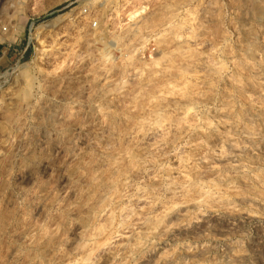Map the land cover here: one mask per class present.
Listing matches in <instances>:
<instances>
[{"label": "rangeland", "instance_id": "rangeland-1", "mask_svg": "<svg viewBox=\"0 0 264 264\" xmlns=\"http://www.w3.org/2000/svg\"><path fill=\"white\" fill-rule=\"evenodd\" d=\"M0 50V264H264V0H0Z\"/></svg>", "mask_w": 264, "mask_h": 264}, {"label": "bare ground", "instance_id": "bare-ground-1", "mask_svg": "<svg viewBox=\"0 0 264 264\" xmlns=\"http://www.w3.org/2000/svg\"><path fill=\"white\" fill-rule=\"evenodd\" d=\"M156 129H157V128H156ZM161 129H162V128H161ZM152 131H153V130H152ZM158 132H159V131H158ZM155 134H156V133H155ZM154 136H155V135H154ZM155 137H156V136H155ZM146 138H147V137H146ZM152 138H153V137H152ZM148 139H149V138H148ZM154 140H155V139H154ZM154 140H153V141H154ZM149 142H150V141H149ZM149 142H148V144H150ZM151 142H152V141H151ZM151 146H152V145H151ZM159 149H160V148H159ZM157 151H158V150H157ZM137 195H138V194H137ZM137 195H136V196H137ZM144 195H145V194H144ZM136 196H135V197H136ZM139 196H140V195H139ZM139 196H138L137 198L131 200L130 203H131V204H134V205L137 206L138 203H145V202L148 201V200L146 199V198H147L146 195H145V199H146V200H145V199L142 200L141 197H143V195H141L140 198H139ZM148 198H149V196H148ZM132 201H133V203H132ZM130 203H129V204H130ZM127 204H128V203H127ZM129 206H131V205H129ZM142 206H143V205H142ZM134 222H135V221H134ZM119 233H120V232H119ZM121 235H122V232H121ZM124 237H125V236H124ZM110 241H112V240H110ZM111 243H112V242H110L109 244H111ZM115 243H116V241L113 243V245H115ZM109 244H108V245H109ZM111 245H112V244H111ZM111 245H110V246H111ZM116 245L118 246V244H116ZM108 247H109V246H108ZM126 247H127V246H126ZM114 248H115V247H114ZM114 248H112V246H111V249H112V250H113ZM126 249H127V248H126ZM113 251H114V250H113Z\"/></svg>", "mask_w": 264, "mask_h": 264}, {"label": "crops", "instance_id": "crops-1", "mask_svg": "<svg viewBox=\"0 0 264 264\" xmlns=\"http://www.w3.org/2000/svg\"><path fill=\"white\" fill-rule=\"evenodd\" d=\"M3 49H5V50H3L4 52L0 50L1 53L3 52V54H5L6 52H8V48L4 47Z\"/></svg>", "mask_w": 264, "mask_h": 264}, {"label": "built area", "instance_id": "built-area-1", "mask_svg": "<svg viewBox=\"0 0 264 264\" xmlns=\"http://www.w3.org/2000/svg\"><path fill=\"white\" fill-rule=\"evenodd\" d=\"M2 30H3V31H5V30H6V28H3ZM6 51H7V50H6Z\"/></svg>", "mask_w": 264, "mask_h": 264}]
</instances>
